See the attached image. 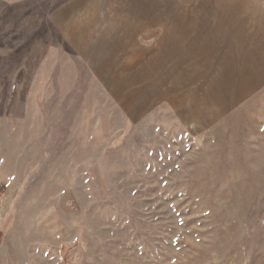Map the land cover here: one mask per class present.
<instances>
[{
  "label": "rangeland",
  "instance_id": "374dc122",
  "mask_svg": "<svg viewBox=\"0 0 264 264\" xmlns=\"http://www.w3.org/2000/svg\"><path fill=\"white\" fill-rule=\"evenodd\" d=\"M0 264H264V0H0Z\"/></svg>",
  "mask_w": 264,
  "mask_h": 264
}]
</instances>
